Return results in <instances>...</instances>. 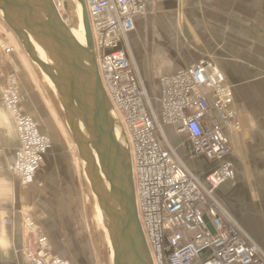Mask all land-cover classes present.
Instances as JSON below:
<instances>
[{
  "label": "built area",
  "instance_id": "built-area-1",
  "mask_svg": "<svg viewBox=\"0 0 264 264\" xmlns=\"http://www.w3.org/2000/svg\"><path fill=\"white\" fill-rule=\"evenodd\" d=\"M53 1L63 12L65 2ZM150 1L170 0H86V5L100 76L131 150L139 217L154 264H264L263 248L217 197L235 176L229 132L240 124L232 89L215 63L201 60L161 78L154 109L131 49L137 19L147 14ZM12 79L5 97L21 138L16 177L28 184L51 142L19 109ZM198 160L215 167L202 177L194 169ZM33 225L29 222L31 230ZM38 237L31 264H70L51 253L46 237Z\"/></svg>",
  "mask_w": 264,
  "mask_h": 264
},
{
  "label": "crops",
  "instance_id": "crops-1",
  "mask_svg": "<svg viewBox=\"0 0 264 264\" xmlns=\"http://www.w3.org/2000/svg\"><path fill=\"white\" fill-rule=\"evenodd\" d=\"M194 1V11H188L194 12L196 18L194 23L191 19L186 21L182 39L184 46L196 48L184 53L196 60L189 63L179 56L169 68H161L154 74L157 79L144 72L140 75L151 90L154 85L159 86L162 77L201 60H211L221 66L232 87L233 107L241 120L240 129L229 136V161L235 172H258L256 177H264V0ZM155 5L167 7L168 11L176 8L172 1L163 4L150 1L147 14L137 19L136 31L131 36L132 47L139 48L138 26ZM185 29L190 32L189 36ZM12 77L19 109L30 115L41 133L51 140L38 177L30 185L21 184L15 177L21 141L15 114L5 97ZM213 167V163L205 160L194 162L196 173L202 177ZM83 171L54 87L30 60L0 14V264H30L27 252L32 238L24 229L26 217H31L43 231L50 232V226L57 222L53 216L57 215L54 210L60 200L65 203L79 200L86 179ZM256 194L252 200L253 211L257 213L255 219L261 222L264 188L260 187ZM235 218L246 230L241 218ZM249 235L264 250L260 237Z\"/></svg>",
  "mask_w": 264,
  "mask_h": 264
},
{
  "label": "water",
  "instance_id": "water-1",
  "mask_svg": "<svg viewBox=\"0 0 264 264\" xmlns=\"http://www.w3.org/2000/svg\"><path fill=\"white\" fill-rule=\"evenodd\" d=\"M76 2L86 44L53 0H0V14L55 89L102 214L113 264H154L139 217L128 139L100 76L86 0Z\"/></svg>",
  "mask_w": 264,
  "mask_h": 264
},
{
  "label": "rangeland",
  "instance_id": "rangeland-1",
  "mask_svg": "<svg viewBox=\"0 0 264 264\" xmlns=\"http://www.w3.org/2000/svg\"><path fill=\"white\" fill-rule=\"evenodd\" d=\"M64 1L65 8L62 14L64 20L75 31L79 33L84 32L81 7H79L76 0ZM170 1L176 4V8H169V11L166 9L167 7L164 6H153L150 14L143 18L138 26L137 37L139 39V48L131 46L137 65L135 66L139 73L141 75L142 72L147 73L148 76L154 77L153 79L158 78V76L155 75H157V72H159L161 68L164 70L169 68L179 56H183V59H186V62L189 63H193L191 61L196 60L191 55L184 54L186 51L196 50V48L194 46H184L182 39L186 21L191 19L194 23L196 18L194 12L188 11H194L195 1L192 0L193 2L191 1V3H189V0ZM185 33L188 36L190 35L187 29H185ZM39 52L44 59L45 56L43 52L40 49ZM217 66L220 70L222 69L221 66ZM221 72L224 74L222 70ZM227 85L232 89L228 81ZM245 86H248V84ZM147 90L151 93V97L153 98L154 109L158 111L159 105L157 100L159 97V86L154 85L151 90L148 88ZM234 110L237 112L238 121L241 125L239 113L236 109ZM231 132L233 131L229 132V136ZM170 141L174 147L177 146L178 140L176 138L172 136L170 137ZM19 150L20 148L18 152ZM18 152L16 154L17 157ZM45 155L42 159L41 168L44 163ZM83 172L85 174V171ZM257 173L258 172H235L234 178L226 181L224 185L218 189L217 197L222 202L224 209L231 214V216L234 218L235 216H239L241 218L240 221L246 226V230H249L248 233L250 232L260 237V239H258L261 240L264 246V217L261 218V222L255 219L257 213L254 214L252 202V200L255 199V194H258V189L260 187L264 188V177H256L255 175ZM37 177L38 176H36V178ZM36 178L31 183H33ZM16 179L23 185L31 184H25L17 177ZM86 179L84 181L85 186L82 185L83 188L79 195V200L68 201L66 203L60 200L58 208L54 210L57 215L53 216V220L56 221L57 219V222L50 226V232L43 231L42 228L34 223L31 217H26L24 229L32 238V246L27 252L30 264L31 254H35L40 249L38 234L48 239L49 250L55 257L64 259L70 264H113V252L108 233L103 224L102 214L91 187L86 186ZM223 194L224 196H221ZM29 222H33L34 224L33 227H31L32 230L29 228Z\"/></svg>",
  "mask_w": 264,
  "mask_h": 264
},
{
  "label": "bare ground",
  "instance_id": "bare-ground-1",
  "mask_svg": "<svg viewBox=\"0 0 264 264\" xmlns=\"http://www.w3.org/2000/svg\"><path fill=\"white\" fill-rule=\"evenodd\" d=\"M63 2H65L64 0H63ZM63 14V12H61V15ZM81 14H82V11H81ZM82 25H83V20H82ZM68 26H69V24H68ZM70 27V26H69ZM71 28V30H72V32H73V34L77 37V39L82 43V44H86V35H85V30H84V32H82V33H79L78 31H75L72 27H70ZM83 28H84V26H83ZM39 50V49H38ZM44 60L45 61H47V59L46 58H44ZM50 81V80H49ZM159 86H160V84H159ZM160 90V89H159ZM149 94H151V93H149ZM115 111V110H114ZM162 130H163V132L164 133H167V131H168V129H165L163 126H162ZM168 134V133H167ZM112 252H113V250H112Z\"/></svg>",
  "mask_w": 264,
  "mask_h": 264
}]
</instances>
